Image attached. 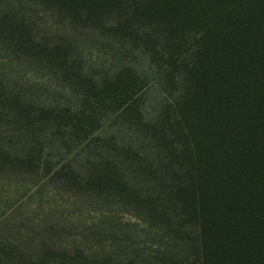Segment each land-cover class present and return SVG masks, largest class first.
Segmentation results:
<instances>
[{
  "label": "trees",
  "instance_id": "16d2710c",
  "mask_svg": "<svg viewBox=\"0 0 264 264\" xmlns=\"http://www.w3.org/2000/svg\"><path fill=\"white\" fill-rule=\"evenodd\" d=\"M263 13L264 0H0V115L16 128L0 171H31L43 148L36 186L135 221L109 223L101 252L0 242V264H264Z\"/></svg>",
  "mask_w": 264,
  "mask_h": 264
},
{
  "label": "rangeland",
  "instance_id": "374dc122",
  "mask_svg": "<svg viewBox=\"0 0 264 264\" xmlns=\"http://www.w3.org/2000/svg\"><path fill=\"white\" fill-rule=\"evenodd\" d=\"M99 61L102 60L90 59L91 64ZM28 79L36 81L39 78L29 76ZM12 113H15V110ZM9 115L11 114L8 109L0 115V123L5 125L0 128V145L4 144L5 147L8 142L6 138H9V143H12L10 138L12 135L15 136L13 132L16 130L15 116L10 118ZM46 155L47 152L41 148L40 154L33 156L34 168L28 172H24L26 168L21 169L18 165H15L13 169L2 167L4 169L0 172L7 174L0 175V242L5 243L6 248L15 251V244L26 248L37 245L40 240L50 241L51 238L56 237L63 248L79 246L90 250L94 246H91L87 240L93 239L95 242L93 251L101 252L106 249L109 244L105 242L100 244L99 241L106 239L105 231L111 228L115 219H120L123 223L135 221L118 210L114 213L99 214L90 199L79 197L75 192L66 193L58 188H51L46 181L36 186L39 182L34 174L39 178L43 172H46V169H43ZM57 222L60 223L58 228L61 229H58L56 233L50 228L52 223ZM93 223L102 226L94 229L90 226ZM100 232L103 234L98 237ZM5 256L7 255H1L2 258ZM13 257L15 255L11 258Z\"/></svg>",
  "mask_w": 264,
  "mask_h": 264
}]
</instances>
